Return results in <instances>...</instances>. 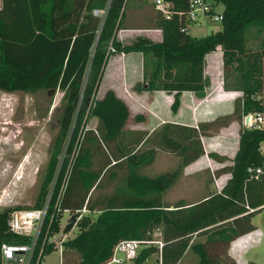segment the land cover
I'll return each instance as SVG.
<instances>
[{
  "label": "trees",
  "instance_id": "1",
  "mask_svg": "<svg viewBox=\"0 0 264 264\" xmlns=\"http://www.w3.org/2000/svg\"><path fill=\"white\" fill-rule=\"evenodd\" d=\"M211 1L213 7L224 4L221 25L216 29L199 35L185 28L184 10L189 0H172L175 11L170 17L152 1L155 9L148 19L162 28L161 39L141 33L128 40L120 37V28L129 23L132 7L144 6L150 0H132L130 4V0H2L0 89L63 91L58 132L50 145L37 202L29 207L44 203L52 183L54 202L63 182L61 208L74 213L86 207L87 213L78 221V233L63 242L66 249L78 251L76 264H101L111 258L119 241L152 237L156 227L162 228V248L149 246L135 260L142 262L160 250L162 264H176L196 231L201 233L232 218L231 225L210 230L229 241L255 227L251 218L264 206V128L242 126L228 166L231 175L220 191L175 207L164 204L162 198L182 168L205 154L202 135L212 125L264 110V0ZM95 8L105 11L96 13ZM218 48L223 56V87L242 92L235 113L198 126L166 122L161 131L166 144L181 156V165L157 176L141 174L138 167L154 153L145 145L148 132L128 126L129 103L115 90L98 96L111 52L142 50L145 65L141 85L146 82L147 89L174 92L176 110L184 90L206 95L210 85L206 54ZM86 112L97 116L95 126H88ZM212 155L219 157L215 152ZM250 167H261L262 171L256 173ZM116 181L124 184L117 186ZM14 208L0 209V264L3 243L28 241L10 230ZM95 213L96 218H92ZM53 228L60 230V219L54 221ZM52 250L49 244L46 253ZM201 263L222 264V260L202 248Z\"/></svg>",
  "mask_w": 264,
  "mask_h": 264
},
{
  "label": "rangeland",
  "instance_id": "2",
  "mask_svg": "<svg viewBox=\"0 0 264 264\" xmlns=\"http://www.w3.org/2000/svg\"><path fill=\"white\" fill-rule=\"evenodd\" d=\"M152 1L154 0H150V2L145 4L142 10L135 8L136 11L130 13V15L135 16L133 17L135 19L143 14L149 17V14L155 9ZM131 2L132 0H130L129 4ZM1 3L2 0H0ZM223 7V2L216 4L217 9H222ZM220 25V20L202 14L191 25L190 30L199 34H205L214 28H218ZM215 52L217 54L220 53L218 49ZM220 59L219 55L215 63L216 67L211 72L212 76L210 75L208 91L211 88L213 90V87L216 89L218 86L219 88L221 86L223 72ZM105 88L106 81H103L98 96L103 93ZM237 94L241 96L240 91ZM62 95L63 91L60 89H57L54 94L44 89L36 92H6L0 89V209L6 206H33L37 202L40 184L49 161L50 145L59 128ZM134 96L127 98L131 105L133 104L134 109L145 111L151 107V103H148L147 98L139 99L135 94ZM236 101L237 99L235 100V106ZM231 104L234 105V103ZM223 105L225 107L220 109V111L228 112L229 106L227 104ZM221 113L219 114L224 116ZM85 118L88 120V126L94 125L95 116L88 115V112H86ZM232 127L227 128V130L225 129V132H229L231 137L233 136ZM221 134V132L217 133L211 139V142L207 145L208 150H206L199 161L183 167L178 180L162 192L165 204L176 202L182 198L186 203H190L199 199L203 194L208 193L209 190L216 188V180L219 178V167L224 163H232V156L238 146L237 142L231 139L227 144V141H223V134ZM224 145L225 147H223ZM224 150L226 153H221ZM213 152L221 156L222 154H226L231 158L225 162H221L218 160L219 157L216 158L212 155ZM180 165L181 157L162 147L158 148L156 152L154 150L153 156H148L146 161L138 167V171L141 174L157 176L162 172L176 170ZM109 177L110 175L107 174L104 180L107 182ZM220 178L218 182L223 180L222 177ZM116 182L117 186L124 184L123 181ZM52 185L53 183L51 187ZM99 189L101 187L98 188V191ZM96 194L94 192V197ZM72 213L70 210H65L61 213L62 230L69 222ZM84 213H87V211H84ZM96 214H93L92 218H96ZM254 220L262 230V232L259 231L261 245L257 249L258 256L254 259L264 261V210L262 213H258ZM78 231L79 225L77 222L69 232L65 234L62 231L59 234H65L66 239H68L75 236ZM156 236L158 238L161 237L160 235ZM144 248L141 247V250ZM65 249L64 246L53 249L45 255L42 264H62V258L63 264H76L78 251L71 248L64 251ZM153 258L156 259V262L147 261L146 264H157L159 262L158 254H154ZM122 264L137 263L126 260ZM181 264H187V259L184 258Z\"/></svg>",
  "mask_w": 264,
  "mask_h": 264
},
{
  "label": "crops",
  "instance_id": "3",
  "mask_svg": "<svg viewBox=\"0 0 264 264\" xmlns=\"http://www.w3.org/2000/svg\"><path fill=\"white\" fill-rule=\"evenodd\" d=\"M137 5L132 7L133 12L136 11L135 8L137 10H142L143 6ZM133 17L135 16H129V23H126V26L120 28V37L129 40L136 37V35L143 33L151 36L152 38L161 39L162 28L160 26H155V24L148 19V16L144 14L139 16L137 21L138 23L135 22V18ZM197 20L190 21L187 26V30H189L193 34H199L190 30L191 25L194 24ZM218 50L220 52L219 54L215 52L217 51V49L208 51L206 54L207 62L205 66V72L209 77L211 75V72L214 71V68L216 67L215 63L219 55L221 57V63L223 62L222 50L220 48H218ZM213 52L215 53L213 54ZM144 65V53L142 50H114L113 52H111L108 58L99 85V90L103 81H106V88L101 95H103L107 90L113 89L118 93L119 96L126 99L131 109V116L129 118L128 126L146 130L148 133L145 137V140L147 139L145 141V145H147L148 148H153L155 152L158 148L165 147L171 153L181 157L166 144L165 137L163 135V132L161 131L163 125L168 121L198 126L201 123L213 122L218 117H223V115L219 114L221 112V114H224V116L235 113V100L239 98V95L237 94L238 90H227L223 87V85H221L220 88L218 86L216 89L215 87H213V90L212 88L210 89V91L207 90L206 95L203 97L198 96L197 93L192 90H184L181 94L180 106L176 110H174V92H169L164 89H147L146 82L144 83V85H141L144 75ZM208 88L209 86L207 87V89ZM134 94L139 99L147 98V101H149L148 103H151V107L149 109L147 108L145 111L134 109L133 104L131 105V103L127 99L129 97H135ZM231 103H234V105ZM223 104H227L229 106L228 112L223 110L220 111V109H223L225 107V105ZM96 122L97 116H95L93 126L96 125ZM243 125L244 124H242V119L239 117H235L232 121L223 125H212L211 128L208 129V132L202 135L205 150H208L207 145L211 142V139L220 132L223 134V141H227V144L229 143L230 139L236 141L237 144H239L240 130ZM229 127L233 128H231L233 132L232 137L230 136L229 132H225V129L227 130V128ZM223 147H225V145ZM221 153L226 152L224 150L221 151ZM224 155L226 156L225 159L218 158V160H220L221 162H225L227 159L231 158L226 154H222V156ZM202 156H200L190 164L199 161ZM218 156L220 157L221 155ZM215 157L217 158V156ZM231 160L233 162V159ZM230 164L224 163L219 167V178L222 177L223 180L218 182L219 178H217L216 188L209 190L208 193L203 194L201 197H199V199L190 203H195L200 201L201 199L207 198L216 190L220 191L231 175L230 170L228 169V166ZM181 202H185L183 198L176 202L168 204L171 205V207H175ZM83 209H86V207H84ZM263 210L264 206L258 213H262ZM85 211H87V209ZM257 214L253 215L251 218V222L255 226L254 228L246 229L243 233L235 235L229 241L222 240L219 235L214 236L210 232V230H212L213 226L215 228H218L225 225H231L232 218L219 221L214 225H210L203 229L204 231H202L201 233H199V231L192 233L188 247L176 264H181L184 258L187 259V264H205L201 263L202 248L206 249L209 255L219 257L222 260V264H264V261H258L257 259H254L256 258V256H258L257 249L261 245L259 231L262 232L259 224L254 220ZM238 227H240V224ZM156 235H160L161 237L158 238ZM152 237H157V239L163 240L162 228H154ZM152 245L156 247L159 246L157 243H152L148 245L144 244L141 247H145L144 249H146L147 247ZM141 247L139 249V253L142 251ZM158 248L160 249L162 247L159 246ZM66 250L68 249H65L64 251ZM154 254H158L159 262L157 264H162L160 250L148 255L147 258L142 262H137L135 260L136 257L127 260H129L130 262H136L137 264H146L147 261L156 262V259L153 258ZM120 255L124 254L121 253ZM79 258L80 255L78 253V260ZM123 262H121L120 264H122Z\"/></svg>",
  "mask_w": 264,
  "mask_h": 264
},
{
  "label": "built area",
  "instance_id": "4",
  "mask_svg": "<svg viewBox=\"0 0 264 264\" xmlns=\"http://www.w3.org/2000/svg\"><path fill=\"white\" fill-rule=\"evenodd\" d=\"M155 6L164 16L170 17L175 9L172 0H154ZM214 9V10H213ZM96 13L104 12L105 9L95 8ZM182 12V10H180ZM185 28L188 23L199 19L203 15H208L213 19L220 20L223 16V10L213 7L211 0H189L188 7L184 10ZM111 48L114 46L111 44ZM264 70V59H263ZM223 78L221 85H223ZM241 92V91H240ZM242 93V92H241ZM248 117V120H247ZM243 124L249 128H264V110L250 111L243 115ZM264 151V144L262 142ZM251 171L260 173L261 167ZM65 182H63L60 192L53 202L54 184L52 185L44 203L39 207H15L9 218L10 230L19 236H26L28 241L25 242H5L2 245V264H42L46 253V248L52 244L53 249L64 246L66 240V232L60 221V230L55 231L53 228L54 221L61 219V213L65 210L61 208V198L64 191ZM86 209H83V212ZM83 215V214H82ZM82 217V216H81ZM65 234H59V232ZM59 234V235H58ZM157 243L160 247L163 246V240L148 237V238H126L119 241L114 248L111 258L101 264H119L127 259L135 258L142 245ZM123 253L124 255H120ZM63 264V258L61 259Z\"/></svg>",
  "mask_w": 264,
  "mask_h": 264
},
{
  "label": "water",
  "instance_id": "5",
  "mask_svg": "<svg viewBox=\"0 0 264 264\" xmlns=\"http://www.w3.org/2000/svg\"><path fill=\"white\" fill-rule=\"evenodd\" d=\"M248 120V117H247ZM83 214V210L79 209L76 212L72 213V215L70 216V220L69 222L66 224L65 228H64V232H69L78 222L79 218L82 216Z\"/></svg>",
  "mask_w": 264,
  "mask_h": 264
}]
</instances>
